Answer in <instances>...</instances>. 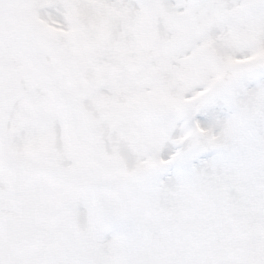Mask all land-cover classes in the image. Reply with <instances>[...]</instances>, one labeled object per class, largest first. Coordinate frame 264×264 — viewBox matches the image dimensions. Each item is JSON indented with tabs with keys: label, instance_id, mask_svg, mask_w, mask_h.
<instances>
[{
	"label": "snow or ice",
	"instance_id": "6c2138e0",
	"mask_svg": "<svg viewBox=\"0 0 264 264\" xmlns=\"http://www.w3.org/2000/svg\"><path fill=\"white\" fill-rule=\"evenodd\" d=\"M0 264H264V0H0Z\"/></svg>",
	"mask_w": 264,
	"mask_h": 264
}]
</instances>
